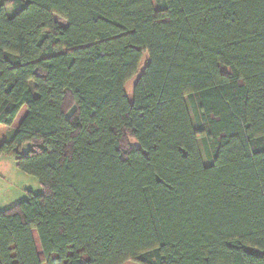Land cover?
I'll return each mask as SVG.
<instances>
[{"label":"trees","instance_id":"obj_1","mask_svg":"<svg viewBox=\"0 0 264 264\" xmlns=\"http://www.w3.org/2000/svg\"><path fill=\"white\" fill-rule=\"evenodd\" d=\"M9 4L0 264H264V0Z\"/></svg>","mask_w":264,"mask_h":264},{"label":"rangeland","instance_id":"obj_2","mask_svg":"<svg viewBox=\"0 0 264 264\" xmlns=\"http://www.w3.org/2000/svg\"><path fill=\"white\" fill-rule=\"evenodd\" d=\"M1 3H3L5 5V8L7 9V11L9 13L12 12L11 6L9 4V0H1ZM54 20L62 27H66L67 26V23L64 20H62V19H60L58 17H54ZM145 59L146 58H144V62L142 64V66H141V69H143V66L145 64ZM135 81H136V78H134L132 81L128 82L126 84V86H125V91L128 94V96H131L132 88H133V85H134ZM32 87H33V84H32ZM187 105H188V109H189L191 118L193 120V114H192L191 107H190V104H189L188 101H187ZM25 115H26V110L24 111L23 117L18 122L19 124L23 120ZM194 126H195V123H194ZM134 144H135V142H132V145H134ZM30 147H31L30 145H27L26 147H23V150L24 151L25 150H29ZM200 151H201V155H202V158H203L204 162H206L204 150H203V147H202L201 143H200ZM9 162H10V166L11 165H15V163H14L12 158L9 160ZM3 168H4V166H3ZM3 168H0V178H1L0 179V186L3 189V191H4L3 194L5 196H11V197L14 196V197H16V194H17L18 198H16V199H18V201H20L18 203H21V202H23V201H25L27 199V193H29V192H31L33 194H41L42 193V187H41V185L39 184V182L35 178H33L31 176H28V175H25V174H23V173H21L19 171H18V173L15 174L14 171H12L11 168L8 171L5 170L6 167L4 169ZM13 170H14V166H13ZM13 205H15V203L11 204V206H13ZM33 237H34V241H35V244H36L37 251H38V253H39L40 257H41L40 245H39L38 239L36 237V234H33ZM126 264H137V263L128 262Z\"/></svg>","mask_w":264,"mask_h":264},{"label":"crops","instance_id":"obj_3","mask_svg":"<svg viewBox=\"0 0 264 264\" xmlns=\"http://www.w3.org/2000/svg\"><path fill=\"white\" fill-rule=\"evenodd\" d=\"M26 109L25 108H23L21 111H20V113L18 114V116H17V118H16V120L14 121V123L12 124V126L10 127V128H8L7 129V133H8V135L9 134H11V133H13L14 131H16L17 130V128H18V126H19V121L21 120V118L23 117V115H24V111H25ZM24 147H26V146H24ZM26 151V150H25ZM11 159L10 157H6V156H0V168H3V166H4V168L6 167V169L5 170H9L10 168L12 169V171H14V173L16 174V173H18V170L16 169V167H15V165H11L10 166V162H9V160ZM13 166H14V170H13ZM3 168V169H4ZM2 170V169H1ZM1 179V178H0ZM3 189L1 188V186H0V212L1 211H3V210H5V209H8V207H10L11 206V204L12 203H18V202H20V201H18V199H16V198H18L17 197V194H16V197H14V196H5L4 194H3ZM25 198V197H24ZM23 199V198H22Z\"/></svg>","mask_w":264,"mask_h":264}]
</instances>
